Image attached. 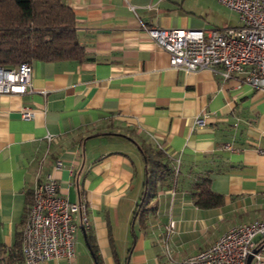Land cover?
<instances>
[{
    "label": "crops",
    "instance_id": "crops-1",
    "mask_svg": "<svg viewBox=\"0 0 264 264\" xmlns=\"http://www.w3.org/2000/svg\"><path fill=\"white\" fill-rule=\"evenodd\" d=\"M63 1L82 57L33 60L32 91L0 93V264L21 247L43 157L59 195L86 202L88 225L83 233L75 219L72 260L34 264H95L86 233L102 264H181L226 228L264 220V91L244 72L172 67L142 26H237L234 11L217 0ZM24 106L31 119L21 117ZM143 149L167 156L169 186L156 181L147 191ZM203 180L221 204H195Z\"/></svg>",
    "mask_w": 264,
    "mask_h": 264
},
{
    "label": "built area",
    "instance_id": "built-area-1",
    "mask_svg": "<svg viewBox=\"0 0 264 264\" xmlns=\"http://www.w3.org/2000/svg\"><path fill=\"white\" fill-rule=\"evenodd\" d=\"M236 12L239 25L224 28H165L142 25L148 36L170 55V65L187 72L207 69L224 78L244 72V80L264 91V0H217ZM31 62L0 66V93L32 91ZM21 117L34 116L28 106L21 108ZM195 122L204 124V118ZM51 139V135H47ZM41 158L31 189V205L21 233V253L24 264H34L50 258L75 256L77 224L88 225L87 204L70 201L59 195L58 183L52 174H42ZM56 160L53 168H60ZM170 220L167 229L172 230ZM256 238H259L256 240ZM264 220L255 219L226 228L207 247L185 257L181 264H245L252 252L253 264H264Z\"/></svg>",
    "mask_w": 264,
    "mask_h": 264
},
{
    "label": "trees",
    "instance_id": "trees-1",
    "mask_svg": "<svg viewBox=\"0 0 264 264\" xmlns=\"http://www.w3.org/2000/svg\"><path fill=\"white\" fill-rule=\"evenodd\" d=\"M74 26L73 11L63 0H0V66L11 67L33 60H79L82 47ZM143 154L147 191L152 190L156 181L162 180L164 186H169L173 173L163 151L158 149L150 154L143 149ZM193 198L195 204L203 208L217 206L222 202L221 195L211 191L206 180L196 184ZM31 201L30 196L27 212ZM141 201H145V196L141 197ZM86 239L94 263L102 264L97 247L87 233ZM15 252L5 264L24 263L21 247Z\"/></svg>",
    "mask_w": 264,
    "mask_h": 264
},
{
    "label": "water",
    "instance_id": "water-1",
    "mask_svg": "<svg viewBox=\"0 0 264 264\" xmlns=\"http://www.w3.org/2000/svg\"><path fill=\"white\" fill-rule=\"evenodd\" d=\"M80 228H81V230H82L83 233H84V231H85V230H84V227L81 225ZM256 250H257V249H254L252 252L254 253V252H256ZM90 251H91V250H90ZM252 252L248 254V256H247V258H246V262H245V264H250V263H251V260H252V257H253V256H252Z\"/></svg>",
    "mask_w": 264,
    "mask_h": 264
},
{
    "label": "rangeland",
    "instance_id": "rangeland-1",
    "mask_svg": "<svg viewBox=\"0 0 264 264\" xmlns=\"http://www.w3.org/2000/svg\"><path fill=\"white\" fill-rule=\"evenodd\" d=\"M228 9H229V8H228ZM233 13H234L235 17L238 18V15L236 14V12H233ZM79 239H80V242H82V243L85 245V248L87 249V246H86V244H85L84 239L81 238V237H80ZM87 253H88V254H87V255H88V256H87L88 259H90V258L92 259V257H91V253H90V251H89L88 249H87Z\"/></svg>",
    "mask_w": 264,
    "mask_h": 264
}]
</instances>
